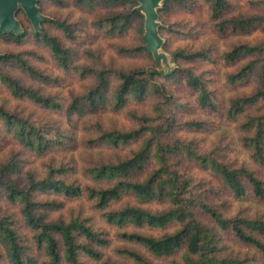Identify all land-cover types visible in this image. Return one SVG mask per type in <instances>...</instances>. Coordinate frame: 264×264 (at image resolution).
Instances as JSON below:
<instances>
[{"label":"rangeland","instance_id":"rangeland-1","mask_svg":"<svg viewBox=\"0 0 264 264\" xmlns=\"http://www.w3.org/2000/svg\"><path fill=\"white\" fill-rule=\"evenodd\" d=\"M184 1L183 6L174 1L158 18V27H162L163 38L161 37L162 43L155 52L147 47L144 40L145 14L142 11L143 15H135L126 28L116 30L114 33L108 32L107 27H100L97 24L99 18L127 12L133 8L138 9V1L95 0L94 3L84 4L78 0H40V5L38 3L37 5L43 8L40 12L46 17L44 20L52 18V21L44 23V27L70 49L69 68L61 66L51 50L33 36H28L21 44L0 37V54L7 51L22 52L47 78L29 75L13 62H0V67L27 86L50 97L61 107L46 108L27 97H16L1 82L0 105L31 119L59 125L73 132V140L67 151L53 150L37 154L24 148L10 134L1 131L0 166L11 158L17 161L18 169L9 174L11 179L25 184L27 171L41 175L47 162L59 165L66 161V167H76V174L72 177H77L81 183L108 186L113 180L93 181L80 172V167L92 165L98 159L104 161L123 159L140 146L143 138L131 139L117 145L92 146L87 142L89 137L93 136L88 127L89 123L98 121L108 129L127 130L142 123L134 113L145 114L153 119L151 121L153 125L163 123V126L167 127L172 124L162 135L165 142L172 145L180 140L188 145L185 148L184 145L179 146L181 147L179 150L169 153V158L175 167H179L186 176L192 178L193 189L200 194L203 201L214 205L226 216L240 215L264 219V196L257 195L251 184L244 182L243 193L235 194L214 171L188 155L191 149L198 154H208L230 167L245 166L264 180V165L255 161L245 146L244 138L249 133L243 128L248 115L264 113V100L258 99L249 103L237 115L228 114L233 99L251 95L263 82L264 0H228L219 19L212 16L210 1ZM162 4L163 0L159 7ZM233 17L261 19L244 27L219 26L222 19ZM57 20L72 23V36H68L54 23ZM141 43H144L149 52L118 51L119 46L134 47ZM163 43H166L165 47ZM237 44H248L255 46L256 49L243 52L233 60L227 59L226 52ZM176 48L204 51L207 56L191 61L175 60L172 52ZM250 62H253V66L247 69V74L240 81L232 83L228 80V75L240 71ZM83 66L122 70L144 67L149 72L158 73L154 78L161 84L165 93L152 86L142 96H130L121 108L116 109L108 102L98 110L86 111L84 115L79 116L70 112L67 107L75 95L86 93L95 83L94 74L83 72ZM176 66H188L201 77L210 93L212 105L202 106L198 92L189 86L184 78L167 77ZM117 81L118 79L112 75L108 93H111ZM169 116L173 119H167ZM193 122H201V125H194ZM158 164L156 157L151 154L142 163L144 169L138 175L143 177L148 167ZM37 197L61 202L57 207L48 210V217H68L72 213H79L90 216L94 225L106 230L108 243L100 247L103 259L87 258L91 264H136L134 259L118 253V249L123 247L138 251L152 264H174L173 261L182 264V249L174 254L158 255L141 244L122 240L118 235L122 228L104 221L101 210L97 209L86 195L69 198L60 194L39 192ZM127 202L142 205L153 211H162L169 207L168 201L138 202L126 195L111 201L109 207L115 208ZM197 208L199 218L204 223L213 225L209 213L201 210L199 206ZM0 212L12 213L17 219L19 229L27 235L31 234L21 218L17 204L8 201L3 194L0 195ZM176 227L177 223L170 222L163 227L136 228L129 225L125 228L160 236L165 231H173ZM219 237L221 253L248 258L251 263L264 264V255L239 241L232 231L219 230ZM3 252L0 244V253ZM3 262L6 263V260Z\"/></svg>","mask_w":264,"mask_h":264},{"label":"trees","instance_id":"trees-1","mask_svg":"<svg viewBox=\"0 0 264 264\" xmlns=\"http://www.w3.org/2000/svg\"><path fill=\"white\" fill-rule=\"evenodd\" d=\"M78 1L84 4L95 2V0ZM174 1L182 6L185 5L184 0H163L162 6L157 9L159 18ZM208 1H210L212 16L219 19L228 0ZM38 5H40V0H38ZM39 7L43 11V8ZM135 15H143V13L133 8L127 12L99 18L97 24L100 27H107L108 32L114 33L116 30L126 28ZM16 18L20 22L22 31L18 34L13 30L0 31L1 38L21 44L28 36H33L51 50L61 66L70 67V49L44 27V23L52 21V18L41 22L40 31L35 30L22 8L16 12ZM259 19L261 18L233 17L222 19L219 26L222 28L230 25L235 28L244 27ZM54 23L61 27L68 36H72V23L61 20L54 21ZM161 29V26L158 27L159 35L162 37ZM165 45L166 43L163 46ZM255 49V46L248 44H237L226 52L225 56L233 60L241 53ZM148 50L144 43L134 47H118V51L122 53L149 52ZM172 53L175 60L191 61L207 56L204 51H186L183 48H176ZM0 62L16 63L29 75L42 79L47 78L28 61L22 52L2 53ZM252 66L253 62L248 63L240 71L228 75V80L232 83L240 81L247 74V69ZM82 71L93 73L95 83L86 93L75 95L67 107L70 112L77 113L79 116L84 115L86 111L98 110L108 102L116 109L121 108L130 96H142L152 86L165 93L161 84L154 78L158 73L149 72L144 67L122 70L105 67L94 69L83 66ZM112 75L118 81L111 93H108ZM168 76L174 79L184 78L185 82L198 92V99L202 106L212 105L206 84L190 67L176 66ZM262 81V85L251 95L233 99L228 114L237 115L249 103L258 99L264 100V76ZM0 82L16 97H27L46 108L61 107L50 97L27 86L2 67H0ZM134 116L142 123L136 128L127 130L108 129L98 121L88 125L93 136H90L87 142L92 146L117 145L131 139L143 138L140 146L123 159L117 161L98 159L92 165L80 167V172L93 181L113 180L108 186L81 183L77 177H72L76 174V167H66V161L59 165L47 162L41 175L27 171L25 184L9 177L10 173L18 169L15 159L11 158L0 166V195L3 194L8 201L17 204L21 218L31 232L30 235L23 233L12 213L0 212V244L4 250L3 254L0 253V264H91L87 258L103 259L100 247L108 243V238L105 236L106 230L94 225L90 216L79 213H72L68 217H48V210L57 207L61 202L55 199H38L37 193L39 192L60 194L69 198L86 195L92 200L93 205L101 210L104 221L122 228L118 231L122 240L141 244L158 255H170L182 249V264H261L251 263L248 258L221 253L219 230L232 231L239 241L257 249L264 255V219L240 215L226 216L214 205L203 201L200 194L193 189L192 178L186 176L179 167L171 163L169 153L179 150L181 148L179 146L188 147L180 140L172 145L164 141L162 135L172 124L167 127H164L163 123L153 125L151 124L153 119L145 114L134 113ZM171 118L167 117V119ZM0 122V134L1 131L10 134L24 148L37 154H45L53 150L67 151L73 140L72 131L59 125L31 119L7 109L4 105H0ZM193 124L200 126L201 122H193ZM243 128L249 133L244 138L245 146L249 149L253 159L264 165V113L248 115ZM151 154L156 157L159 164L148 167L143 177H140L138 174H141L144 169L142 163ZM188 155L214 171L235 194L243 193L244 182H247L251 184L257 195L264 196V180L248 167H230L208 154H198L191 149ZM125 195L133 197L138 202L168 201L169 207L162 211H153L130 202L115 208L109 207L111 201L118 200ZM198 206L209 213L213 225H208L199 218ZM170 222L177 223V227L173 231H165L160 236L125 228L129 225L136 228L163 227ZM118 253L134 259L136 264H152L141 253L133 249L123 247L118 249ZM4 259L6 263L3 262ZM173 262L180 264L177 261Z\"/></svg>","mask_w":264,"mask_h":264},{"label":"water","instance_id":"water-1","mask_svg":"<svg viewBox=\"0 0 264 264\" xmlns=\"http://www.w3.org/2000/svg\"><path fill=\"white\" fill-rule=\"evenodd\" d=\"M139 2L138 9L145 14L144 40L153 52L160 47L162 40L158 31L159 14L157 8L162 0H134ZM38 0H0V31L15 33L22 31L16 12L22 8L36 31L41 30V21L46 17L40 12Z\"/></svg>","mask_w":264,"mask_h":264}]
</instances>
